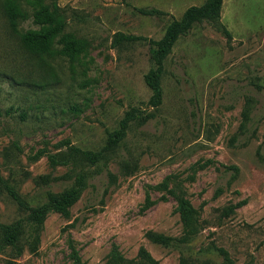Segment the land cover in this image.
Instances as JSON below:
<instances>
[{
    "label": "rangeland",
    "instance_id": "rangeland-1",
    "mask_svg": "<svg viewBox=\"0 0 264 264\" xmlns=\"http://www.w3.org/2000/svg\"><path fill=\"white\" fill-rule=\"evenodd\" d=\"M16 1L28 16L18 32L37 28L31 16L43 5L87 45L73 62L36 56L10 30L0 0V176L30 207L81 173L85 186L67 216L46 214L34 251L21 239L20 254L5 248L0 264H106L113 251L133 260L140 248L157 264H226L218 249L232 264H264V0H222L229 36L203 21L177 40L156 109L144 82L148 41L118 34L158 40L205 0ZM132 107L149 117L98 163H52L68 146L100 151ZM179 199L201 229L182 247L154 244L149 232L182 237ZM26 216L1 189L0 224Z\"/></svg>",
    "mask_w": 264,
    "mask_h": 264
},
{
    "label": "trees",
    "instance_id": "trees-1",
    "mask_svg": "<svg viewBox=\"0 0 264 264\" xmlns=\"http://www.w3.org/2000/svg\"><path fill=\"white\" fill-rule=\"evenodd\" d=\"M24 1L29 2L30 0ZM221 6L222 0H205L199 6L188 7L180 19H172L170 21L163 36L158 40L118 34V40L148 41L151 68L145 74L144 82L149 88L151 95L147 106L156 109L162 104L161 78L164 70V60L171 52L177 40L180 37L188 35L196 23L203 21L210 22L225 36H229V32L220 22ZM3 8L10 30L13 33H18L21 45L36 56L58 55L73 62L78 59L79 55L86 48L87 42L85 39L76 38L74 35L64 32L65 21L56 9L50 10L48 6L41 5L39 9L34 10L31 16L32 22L37 28L18 32L19 23L28 17L26 12L21 10L20 4L16 0H4ZM140 12L149 16L163 14L155 9H141ZM245 109L241 127L249 119L248 112L250 111V106H247ZM146 117L143 116V112L139 108L132 107L124 114L119 128L109 133L106 144L100 151H82L76 147L68 146V143L64 142L63 145L68 146L67 153L60 156V158L58 156H51L50 159L53 164L60 165L70 162L96 164L103 158L104 153L113 150L126 137L127 129L131 123L144 122L147 119ZM84 186L85 175L81 173L76 176L74 184L61 194H49L46 203L30 207L20 199L0 176V190L6 191L20 208L27 211L25 221L18 220L12 224H0V252L5 248H10V250L15 251L16 255H19L22 249V245L20 244L21 239L28 246L29 250L34 251L46 214L49 211H55L67 216L69 207L79 198ZM178 210L184 227L182 237L174 239L162 234L149 232L147 238L151 242L164 248L182 247L183 245H187L199 232L201 229L200 222L191 204L184 199H179ZM218 251L224 255L226 264H232L223 250L218 249ZM8 263L11 264L12 262L9 261ZM106 264L157 263L144 248H140L136 259L133 260H125L117 252L113 251ZM181 264H184V260H181Z\"/></svg>",
    "mask_w": 264,
    "mask_h": 264
}]
</instances>
